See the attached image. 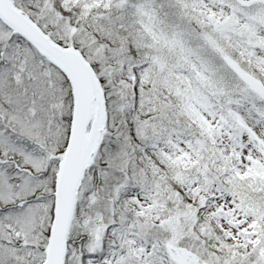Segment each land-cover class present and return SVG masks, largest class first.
I'll list each match as a JSON object with an SVG mask.
<instances>
[{
    "label": "snow or ice",
    "instance_id": "obj_1",
    "mask_svg": "<svg viewBox=\"0 0 264 264\" xmlns=\"http://www.w3.org/2000/svg\"><path fill=\"white\" fill-rule=\"evenodd\" d=\"M0 264H264V0H0Z\"/></svg>",
    "mask_w": 264,
    "mask_h": 264
}]
</instances>
